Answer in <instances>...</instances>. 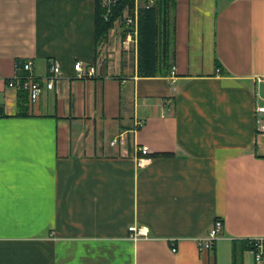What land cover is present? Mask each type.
Wrapping results in <instances>:
<instances>
[{"label":"crops","instance_id":"obj_1","mask_svg":"<svg viewBox=\"0 0 264 264\" xmlns=\"http://www.w3.org/2000/svg\"><path fill=\"white\" fill-rule=\"evenodd\" d=\"M97 6L0 0V264H257L234 242L264 237V0H173L174 56L165 69L160 18L155 74L139 13L98 41ZM27 59L42 79L62 69L34 104L7 85Z\"/></svg>","mask_w":264,"mask_h":264},{"label":"built area","instance_id":"obj_2","mask_svg":"<svg viewBox=\"0 0 264 264\" xmlns=\"http://www.w3.org/2000/svg\"><path fill=\"white\" fill-rule=\"evenodd\" d=\"M121 0H101V6L105 10L104 17L109 19L113 13V9L119 4ZM135 3V10L132 13L127 7L123 13V16L116 20L119 26H125L128 28L134 27L136 25L137 15L139 13L140 4L145 1V6H152L156 3V0H133ZM115 21V22H116ZM18 70L22 72L15 75L13 78L9 79L7 85L17 89L18 91L25 92L28 95L29 103H37L44 91V88L53 90L56 87L57 81L62 76V69L60 63L57 60H51L49 64L50 74L45 78H40L35 72V62L33 59H27L18 64ZM75 71L77 78L91 77L95 74V67H85V65L78 61L75 64ZM1 73V68H0ZM255 117H256V129L258 135H264V94L258 95V101L255 106ZM118 139L112 141V145H115ZM140 153L146 156L149 153L148 146H142L139 148ZM144 158L139 157L138 163L142 165ZM224 230V222L222 219H216L212 225L209 234L206 238L200 239V245L204 249H213L215 243L220 239ZM129 236L133 240H138L143 237H148L147 230L142 226L132 225L129 227ZM249 247L253 250L255 254V260L257 264H264V237H256L247 241ZM172 250L177 251L175 243L172 242Z\"/></svg>","mask_w":264,"mask_h":264},{"label":"trees","instance_id":"obj_3","mask_svg":"<svg viewBox=\"0 0 264 264\" xmlns=\"http://www.w3.org/2000/svg\"><path fill=\"white\" fill-rule=\"evenodd\" d=\"M98 1L97 6V39L98 41L106 39L110 30L113 28L116 20L123 16V13L127 7L134 13L135 3L133 0H121L119 4L113 9L112 15L109 19H105V10L101 6V0ZM173 0H156V3L150 7L145 6L140 8L139 12V45L140 55L142 60L140 61V70L142 73L155 74L156 59L158 57L157 45L160 31L158 28V19L163 21V60L164 68L170 67L171 59L174 56V24L171 17V8ZM151 62V65L147 64ZM146 61V62H145ZM167 72H163L166 74ZM241 251H244L249 247L248 242H234V251H237L239 247ZM239 260L234 255V264H238Z\"/></svg>","mask_w":264,"mask_h":264},{"label":"rangeland","instance_id":"obj_4","mask_svg":"<svg viewBox=\"0 0 264 264\" xmlns=\"http://www.w3.org/2000/svg\"><path fill=\"white\" fill-rule=\"evenodd\" d=\"M123 27H125V26H123Z\"/></svg>","mask_w":264,"mask_h":264}]
</instances>
